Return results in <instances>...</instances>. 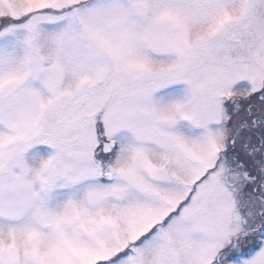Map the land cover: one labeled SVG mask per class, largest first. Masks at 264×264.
Instances as JSON below:
<instances>
[{
	"label": "snow or ice",
	"instance_id": "snow-or-ice-1",
	"mask_svg": "<svg viewBox=\"0 0 264 264\" xmlns=\"http://www.w3.org/2000/svg\"><path fill=\"white\" fill-rule=\"evenodd\" d=\"M0 264H264V0H0Z\"/></svg>",
	"mask_w": 264,
	"mask_h": 264
}]
</instances>
